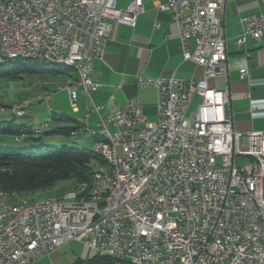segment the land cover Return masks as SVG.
<instances>
[{
	"label": "built area",
	"instance_id": "2783aa9c",
	"mask_svg": "<svg viewBox=\"0 0 264 264\" xmlns=\"http://www.w3.org/2000/svg\"><path fill=\"white\" fill-rule=\"evenodd\" d=\"M118 1L0 0V56L79 63V86L64 88L77 111L79 89L90 98L96 88L94 62L104 55L114 26H135L144 13V0H129L125 8ZM225 3L158 5L178 27L184 60L199 66L202 77H140L139 87L158 91L154 122L146 120L136 99L107 117L102 107L88 104L85 118L98 114L97 131L116 144L112 172L101 167L89 181L95 189L86 182L72 190L88 193L83 206H0V264H30L68 242L81 243L112 264H264V131L236 130L226 113L229 88L212 85L229 82L225 28L218 16ZM240 23L239 48L247 37L264 45V11L243 16ZM248 74L242 69L240 79ZM246 98L250 113L262 111L264 101L249 93ZM46 99L52 95L37 98ZM28 106L30 101L17 103L12 112L22 117Z\"/></svg>",
	"mask_w": 264,
	"mask_h": 264
},
{
	"label": "crops",
	"instance_id": "0c3cea01",
	"mask_svg": "<svg viewBox=\"0 0 264 264\" xmlns=\"http://www.w3.org/2000/svg\"><path fill=\"white\" fill-rule=\"evenodd\" d=\"M166 2L167 0H144V13L138 17L135 26H114L104 55L94 62L91 77L96 88L91 91L90 98L79 89L77 111L71 107L69 93L64 89V85L77 82L73 70L71 74L68 72L69 69L59 74L61 76L59 81H46V95H52V100L46 99V115L50 114L53 117L55 114H69L73 122L68 125H82L88 104L102 107L101 115L107 117L130 100L136 99L142 107L146 120L156 121L158 91L155 88L139 87L137 81L140 77L174 76L179 80L202 77L199 66L184 60L178 27L173 22L171 14L158 9L159 4ZM128 3L129 0H119L118 6L125 8ZM260 11H264V3L260 0H226L224 7L218 11L225 28L229 82L217 80L213 81L212 85L218 89L229 88L231 101L226 107V113L232 118L235 129L242 132L264 131V110L260 111L261 113H250V101L246 98L249 93L255 101H264V45L247 37L243 47L237 46L242 34L240 19ZM242 69L248 70L249 73L243 80L240 79ZM66 101L68 105L65 104ZM54 120L56 123L53 126L49 123L52 131L67 125L60 119ZM44 121L40 120L37 123L48 124L47 120ZM98 121L99 115L92 114L88 122L92 131L98 130ZM79 142L83 144L91 142L92 145L93 139L90 133L86 132L80 135ZM105 261L95 256L85 245L68 242L30 264H104Z\"/></svg>",
	"mask_w": 264,
	"mask_h": 264
},
{
	"label": "trees",
	"instance_id": "16d2710c",
	"mask_svg": "<svg viewBox=\"0 0 264 264\" xmlns=\"http://www.w3.org/2000/svg\"><path fill=\"white\" fill-rule=\"evenodd\" d=\"M67 70L55 65L38 64L31 60H8L0 63V79L14 80L26 75L47 73L59 75ZM12 108L13 106L0 103V136L4 135L0 138V192L16 198L22 194L44 192L63 181H73L77 185L76 188L86 182L91 183L89 181L95 172V165L104 164V159L93 149L94 144L100 140L99 131L90 133L93 144L87 149L85 143L79 142L80 135L87 131L82 130L83 125H68L73 122L70 116L55 114L53 119L65 121L67 125L52 131L49 123L37 126L17 125L14 118L9 119L11 113L6 111L12 112ZM12 115L19 117L13 112ZM25 116L26 114L22 117ZM43 125H47V129L39 132ZM64 134L75 138L71 144L73 146L69 145L68 138L56 137ZM7 135L14 136L15 139ZM48 135L52 136L50 140L43 141L42 139ZM24 142H29L30 145L20 146L19 143ZM54 143L62 145L52 146L55 145ZM99 258L106 260L104 264H112L109 258Z\"/></svg>",
	"mask_w": 264,
	"mask_h": 264
},
{
	"label": "rangeland",
	"instance_id": "374dc122",
	"mask_svg": "<svg viewBox=\"0 0 264 264\" xmlns=\"http://www.w3.org/2000/svg\"><path fill=\"white\" fill-rule=\"evenodd\" d=\"M262 3H264V0H260ZM49 67V66H48ZM61 69H69L68 72L71 74L73 73V69L69 67H59ZM53 74H46V75H26L23 76L21 79H14V80H7V79H0V103H4L6 106H14L15 104H21L25 101H30V106L25 110L26 111V116L23 117H14L12 115L11 110H6L7 112L11 113V116L9 119L14 118L15 123L17 125L21 124H27L28 126H37V122L40 120H46L48 123L53 126L56 122L53 119V117L49 114L46 115V101H39L37 98L40 95H43L45 97L46 95V81H59L61 79V76H57ZM62 88V86H60ZM45 95V96H44ZM66 105H68L67 101L65 102ZM69 107V106H67ZM259 110H264V106H261ZM50 113V112H48ZM1 114V110H0ZM60 116H64V114H60ZM69 117L68 115H65ZM52 128V127H51ZM50 128V130H51ZM4 136V135H3ZM3 136H0L2 138ZM56 136V135H54ZM12 139H15L14 136H8ZM51 135L45 136L42 140L47 141L48 139L50 140ZM56 137H61V138H68V142H70V146H73L71 144L72 141H75V138L71 136H66L64 135H57ZM50 142V141H48ZM33 143V142H32ZM20 146H25V145H30L29 142H24V143H19ZM55 145L52 146H61V143H54ZM86 148L89 149L91 148V142H88ZM102 164H97L95 165V170L98 169ZM79 185V184H78ZM76 184L73 181H63L58 184H56L54 187L49 188L45 190L44 192L39 191V192H34L31 194H22L18 195L16 198H10V197H3L0 199V205H6V204H11V203H16V202H45L48 200L52 199H63L66 200V197L68 194L73 192L72 190H75ZM67 201V200H66Z\"/></svg>",
	"mask_w": 264,
	"mask_h": 264
},
{
	"label": "bare ground",
	"instance_id": "6f19581e",
	"mask_svg": "<svg viewBox=\"0 0 264 264\" xmlns=\"http://www.w3.org/2000/svg\"><path fill=\"white\" fill-rule=\"evenodd\" d=\"M17 59L29 60V61L31 60L33 62H37L38 64L55 65L63 68L71 67L73 71L76 73L77 82L70 85L67 84L64 86L68 88H76L80 84L81 68L79 66V63L73 60L44 59V58H39L37 55H5V56H0V63L4 61L7 62L8 60H17ZM88 122L89 121L87 120V118H85L82 125L87 132L93 133L94 131H92L91 128H89ZM41 128H45V126L43 125ZM39 132H41V129ZM98 134L100 140L95 144L98 143V145H100L101 147L96 146L94 144L93 149L98 155H100L104 159V164H102L99 168L105 167V172H112V167L114 164V155L112 154V152L116 151V144H112L111 135H109L108 133L99 131ZM96 173H97V169L95 170L94 174ZM84 185L85 184L80 186H84ZM80 186H78L77 188H79ZM88 189H95V182L88 183ZM3 197H9V195L0 192V199ZM66 200H64V198L52 199L38 203L25 201V202H16V203L0 205V206L1 208L13 207V209H18V210H32V208H37L39 206L52 205V204H74V206H83V202H86V200H88V193H78V191H73L67 195Z\"/></svg>",
	"mask_w": 264,
	"mask_h": 264
}]
</instances>
